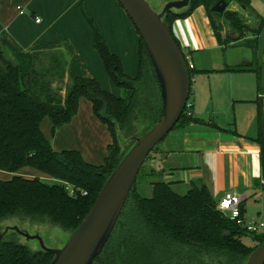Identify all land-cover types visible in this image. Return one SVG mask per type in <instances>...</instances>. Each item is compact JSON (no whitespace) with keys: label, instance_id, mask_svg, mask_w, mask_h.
<instances>
[{"label":"trees","instance_id":"trees-1","mask_svg":"<svg viewBox=\"0 0 264 264\" xmlns=\"http://www.w3.org/2000/svg\"><path fill=\"white\" fill-rule=\"evenodd\" d=\"M218 1L189 0L187 7L166 12L163 21L171 30L175 19L186 17L202 5L224 50L244 45L251 47L255 56L264 29V15L254 11L251 0H225L227 4L235 2L258 16V27L252 28L236 10L213 11ZM79 8L92 31V44L106 73L123 90L121 96L104 89L95 77H71L64 89L60 88L57 83L64 81L66 53H69L67 43L63 44L66 52L58 43L36 44L25 50L7 33L0 34V170L12 173L9 179H0V264H49L54 255L18 241L22 236L13 227L36 222L47 226L48 230L57 228L59 233L69 237L133 145L134 137L143 135L161 117L159 85L141 38L136 74L129 77L123 72L119 56L109 49L93 18L85 11L82 1ZM225 25L234 32L233 38L224 35ZM248 32L253 38L238 44ZM226 69L249 70L257 76L255 141L260 146L264 179L261 64L254 59L250 67L227 66ZM189 71L192 74L191 68ZM81 98L91 103L93 113L107 125L111 135L101 164L86 161L77 149H53L41 130L42 120L48 118L54 135L76 115ZM196 121L190 105H186L173 128ZM208 124L216 127L212 121ZM141 127L143 131L138 134ZM128 138L131 144L125 143ZM24 167L34 169L52 183L39 176L18 175ZM151 171L153 169L146 174L154 175ZM138 174L110 236L92 264H244L264 240V232L248 233L218 210L217 200L203 183L191 184L184 194H179L169 183L156 179L150 181L151 195L145 196L137 185ZM66 185L76 193L70 195ZM257 185L264 191V183ZM243 211L241 206L242 215ZM243 235L252 236L257 244L245 245L241 241Z\"/></svg>","mask_w":264,"mask_h":264},{"label":"crops","instance_id":"crops-1","mask_svg":"<svg viewBox=\"0 0 264 264\" xmlns=\"http://www.w3.org/2000/svg\"><path fill=\"white\" fill-rule=\"evenodd\" d=\"M80 1L109 49L119 56L120 49L115 46L120 41L114 40L111 46L108 43V33H112V39H118V21L126 19L117 0H0V34L7 33L25 50L36 44L58 43L66 52L63 44L67 43L69 53H66L64 80L75 76L91 77L76 73L78 68L98 66L101 61L92 44V31L80 11ZM226 8L253 16L235 2H230ZM115 13L119 17L117 22ZM35 17L39 18L38 22ZM229 30L225 25L224 35ZM171 32L192 65L188 104L197 121L169 131L152 151L147 167L157 171L160 180L169 183L179 194H184L191 184L203 183L217 201L225 192L242 195L241 206L244 207L249 197L264 193L257 185L264 183L260 146L255 141L257 76L249 70L226 69L224 49L202 5L186 17L175 19ZM137 37L138 54V33ZM87 101L85 98L79 100L76 115L54 135L48 118L42 120L41 130L53 149H77L86 161L101 164L111 135ZM210 121L216 127L209 125ZM36 172L24 167L17 174L41 178V173ZM6 174L5 179L12 176V173Z\"/></svg>","mask_w":264,"mask_h":264},{"label":"water","instance_id":"water-1","mask_svg":"<svg viewBox=\"0 0 264 264\" xmlns=\"http://www.w3.org/2000/svg\"><path fill=\"white\" fill-rule=\"evenodd\" d=\"M141 38L148 53L161 97V117L143 135L135 136L134 143L121 158L95 198L89 211L61 247H48L39 232L30 234L14 226L26 239H36L40 249L52 253L49 264H92L101 252L115 225L135 178L152 149L169 133L179 120L189 98L191 73L182 49L163 18L166 12L180 10L189 0H169L157 10L149 0H117ZM227 7L219 0L212 10L222 13ZM227 35L234 37L229 30ZM228 67H250L254 51L244 45L224 50ZM264 65V55L262 57ZM264 112V98L262 100ZM244 264H264V240L250 253Z\"/></svg>","mask_w":264,"mask_h":264},{"label":"rangeland","instance_id":"rangeland-1","mask_svg":"<svg viewBox=\"0 0 264 264\" xmlns=\"http://www.w3.org/2000/svg\"><path fill=\"white\" fill-rule=\"evenodd\" d=\"M153 3L155 8L159 10L162 5L165 3L163 0H149ZM251 5L256 13L259 15H264V0H251ZM121 12L125 14L126 18L125 20L120 21L118 15L115 13L113 14L115 21L118 20V35L119 38L116 37L114 39L112 36V33H108V43L109 45L112 44L114 40L120 41L119 45H116L118 49H120L119 56L122 60L123 70L124 73L130 77H134L136 74L137 69V62H138V54H137V33L136 29L131 22L128 15H126V12L122 7ZM113 13V12H112ZM243 17L247 24L252 28L258 27V16L253 15L252 17H249L247 14H243ZM99 18V23H101L102 27L105 28L103 22ZM105 29H103L104 31ZM253 35L251 32H248L244 35L243 40L238 41L237 43L240 44L246 39H252ZM259 47L256 55L254 56V59L258 60L261 64L260 69V83L261 87L264 89V65L262 64V57L264 55V29L261 31L259 36ZM96 52V51H95ZM77 74L80 75H87L91 77H95L98 82L101 84L102 87H104L107 90L112 91L113 94L121 96L123 93L122 88L115 85V83L112 81V79L109 77V75L106 73L105 69L103 68V65L101 61H99L98 66H91V68H78L76 71ZM67 81H62L57 83L60 88L64 89L65 83ZM63 92V91H62ZM88 102V101H87ZM188 102V101H187ZM143 131L142 127L139 128L138 134H141ZM256 134V132H255ZM126 140V139H125ZM126 144H131V139H127L125 141ZM152 155V152L150 153ZM150 155V157H151ZM150 169L147 167V161L143 163V166L140 168V172L137 177V185L138 188H140V191L145 196L151 195L150 190V181L160 179L157 171L153 169L154 175L152 174H146ZM152 170V169H151ZM6 171H0V179H5L4 177L7 176ZM37 173V172H36ZM39 174V173H37ZM41 178L49 183H52V180L47 178L44 175ZM185 193V192H183ZM244 218L247 221H263L264 222V193L261 195H258V197H249L245 203H244ZM19 223V222H17ZM12 225V223H10ZM20 228L26 230L30 234H33L35 232H39L44 244L48 247H61L69 238L66 233H62L57 230V228H50L47 229V226L45 225H39L36 222H30V223H19ZM18 241L25 243L32 249H38L40 248L39 242L36 239H26L24 237H20ZM241 241L247 245V246H255L257 244V240L253 238L250 235H243L241 237Z\"/></svg>","mask_w":264,"mask_h":264},{"label":"built area","instance_id":"built-area-1","mask_svg":"<svg viewBox=\"0 0 264 264\" xmlns=\"http://www.w3.org/2000/svg\"><path fill=\"white\" fill-rule=\"evenodd\" d=\"M20 13H23V10L19 8ZM35 20L38 22L39 18L35 17ZM188 68H192L190 62H188ZM189 106V104H186ZM70 195H74L75 190L66 185ZM85 194L84 191L81 192ZM243 196L235 192H225L221 198L217 201V209L220 210L225 216L234 221L237 225L241 226L248 233L259 234L264 232V222L263 221H247L244 216L241 214V203L243 201Z\"/></svg>","mask_w":264,"mask_h":264}]
</instances>
